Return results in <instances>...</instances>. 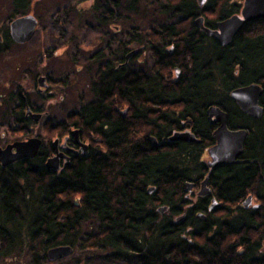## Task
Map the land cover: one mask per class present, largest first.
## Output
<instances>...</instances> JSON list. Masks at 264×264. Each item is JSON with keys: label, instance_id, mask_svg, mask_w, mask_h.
<instances>
[{"label": "trees", "instance_id": "1", "mask_svg": "<svg viewBox=\"0 0 264 264\" xmlns=\"http://www.w3.org/2000/svg\"><path fill=\"white\" fill-rule=\"evenodd\" d=\"M144 1L123 0V7L115 0L113 6L118 12L135 11L144 8ZM93 2L88 9L96 20L101 5L111 4ZM149 2L151 12H176L191 27L192 18L202 16L205 26L215 28L218 20L240 12L242 0H206L202 6L197 0ZM118 22L126 26L119 17ZM193 44L194 74L188 81L149 77L145 83L141 74L116 84L103 80L116 92L115 100L95 93L71 123L82 140L94 137L86 158L75 157L56 173L46 171L39 155L34 165L2 173L0 261L19 264L27 253L29 264H51L45 251L70 245L73 253L101 252L116 264H264V90L258 119L229 96L233 88L254 82L264 89V19L244 24L226 47L194 25V38L183 34L177 44L179 60L187 58ZM210 105L226 111L229 127L245 128L247 136L242 155L208 175L212 194L187 206L185 182L193 173L194 181L208 173L202 156L214 143L215 126L206 114ZM181 122L200 143L166 142ZM247 196L255 197L258 208L243 206ZM210 197L219 204L213 211L208 210Z\"/></svg>", "mask_w": 264, "mask_h": 264}, {"label": "flooded vegetation", "instance_id": "2", "mask_svg": "<svg viewBox=\"0 0 264 264\" xmlns=\"http://www.w3.org/2000/svg\"><path fill=\"white\" fill-rule=\"evenodd\" d=\"M109 1L110 7L103 3L101 5L103 9L97 11L94 32L98 40L88 45L95 46L91 52H85L80 48L82 43H78L81 38L80 33L83 29L85 31L87 26L84 15H80L79 19L75 18V27H72L74 15H71L67 5L61 10H54L52 7L55 3L50 4L49 0H43V8L51 5V9L54 10L47 15L46 20L40 18L33 0H15L13 4L12 0H8L3 4L7 11L3 6L0 8V149L11 146L10 151L14 153L16 151L12 146L14 143L24 142L30 138L40 140L34 156L21 157L6 165L0 162V176L17 166L32 165L39 155L44 156L42 161L45 166L48 158L54 156L56 152L61 154L58 168L46 169L48 172L56 173L68 168L73 158H86L81 155L80 148L72 135V130L80 129L71 123L76 120L75 115L81 105L94 98L95 93L97 97L107 94L111 100H115L116 92L105 88L103 82L105 78H112L113 83L116 84L124 77L141 74L145 83L149 82V77L164 82H175L181 77L185 82L188 81L190 72L194 74V44L184 61L179 60L182 52L177 50V44L183 34L194 38V18L191 27L185 24L189 22L187 17L180 22L182 18L173 11L150 12L151 18H142V16L133 17L132 14L136 11L130 10L127 13V27H123L118 22L119 12L113 6L115 0ZM148 12L146 11L145 14ZM154 13L159 16H155ZM26 15H31L36 21L33 32L25 41L16 42L11 36L10 25L14 19ZM61 15L63 17H60ZM71 18L73 19L69 24ZM136 18L139 20L136 21ZM64 26L72 28L71 35L65 32V28V35L61 32ZM54 30H57V33H53ZM119 33L121 37H118ZM71 51L76 52L74 58L71 56ZM66 55L72 58V63L70 66L62 65L57 68L67 74L56 77L55 59L61 56L63 59ZM173 58H175L174 63H172ZM82 90L85 91L84 94ZM75 98L76 102L72 106ZM113 108L118 111L115 106ZM58 110L65 113L62 119L56 120V112L50 111ZM41 124L43 127L56 128L46 131L45 137L60 130L65 134L62 136L63 139L57 138L54 140L55 144L54 141H48L46 145L41 135L37 133L38 125ZM179 127L175 130H188L183 122ZM77 137L82 140L81 132L77 133ZM82 141L88 145L89 152L90 145L94 142L91 138ZM96 141L98 147L102 149L100 138ZM203 161L206 163V160ZM206 167L209 187L208 175L219 166ZM189 182L192 183L190 188L183 186L187 206H193L199 198H206L207 194H212L211 186L208 193L204 195L198 193L200 180L197 181L195 178L194 181V173ZM213 200L217 202L215 198L210 197L209 204ZM253 200L254 202L251 201L245 208H253L256 199Z\"/></svg>", "mask_w": 264, "mask_h": 264}, {"label": "water", "instance_id": "3", "mask_svg": "<svg viewBox=\"0 0 264 264\" xmlns=\"http://www.w3.org/2000/svg\"><path fill=\"white\" fill-rule=\"evenodd\" d=\"M199 6H202L206 0H197ZM264 19V0H242L240 12L233 14L227 18L218 20L215 28H209L203 24V17L197 16L194 19V25L202 30L207 36L215 39L221 46H229L242 26L248 22ZM35 19L31 15H26L20 18H16L10 25V33L14 41L22 42L30 37L35 26ZM263 93V87L258 83H250L248 85H242L235 87L229 92L230 98L239 106V108L248 116L253 118H260L263 112V107L259 104L260 97ZM122 111L121 114H124ZM207 118L215 128L212 132L215 139V143L207 148V154L209 160L206 164L209 168H215L220 165H230L237 160L243 152L244 142L247 136V130L245 128H230L228 127V114L217 105H210L206 110ZM78 130H72V135L75 139V143L79 146L81 155L86 157L87 145L81 143L77 137ZM97 140V139H96ZM150 146L152 149H156L158 142L151 136L149 138ZM170 142H186L198 144L201 142L193 133L188 130L173 131L169 137ZM56 141L53 143L55 144ZM40 140L38 138H30L24 142H16L12 146L16 151L12 153L10 151L11 146H7L5 149H0V162L2 165H6L21 157H32L36 154ZM61 154H56L45 163L47 169L56 170L58 168V160ZM207 185V176L200 182L199 194L204 195L209 192ZM186 188L192 186L191 182L185 183ZM150 188L148 191H152ZM251 203V196H248L243 205L247 206ZM217 202L213 200L208 206L209 211H213L217 206ZM255 208L258 206L254 205ZM165 207L158 208L159 212H163ZM182 216L176 218V221L180 220ZM264 245V243H263ZM73 253V248L70 245H57L52 246L46 250V259L49 262L61 260L69 257Z\"/></svg>", "mask_w": 264, "mask_h": 264}, {"label": "rangeland", "instance_id": "4", "mask_svg": "<svg viewBox=\"0 0 264 264\" xmlns=\"http://www.w3.org/2000/svg\"><path fill=\"white\" fill-rule=\"evenodd\" d=\"M8 0H0V8H2L3 4H5L4 2L7 3ZM34 1V5L36 8L37 13L39 14L40 18L42 20H46V17L48 14H51L54 10H61L63 8L64 5H67L66 7H69V10L71 11V15H74V21L72 23V27H75V18L79 19V16L84 15L85 20L87 21V26H86V30L84 31V29L82 30L81 34V38L79 40L78 43H82V45L80 46L81 49H83L85 52H91L95 46L91 47L88 46L92 43L97 42L98 38H96V32H94V28L96 26V20L95 18L92 17V15H95L96 13H92L90 12V10L88 8H92L94 2L93 0H49L50 4H54V6L52 7L50 5V7H42V3L43 0H33ZM122 2V6L124 7V3L123 0H120ZM145 2V1H144ZM144 5V8H142V6L138 7L137 10H135L136 12L134 14H132L133 17H137V16H142L145 18L150 17V12H151V5L149 0H147V2L142 3ZM54 9L52 10L51 9ZM65 7V9H66ZM3 9L7 11V8H5L3 6ZM146 11H149L148 13L145 14ZM152 12H157V11H152ZM128 11L126 9H122L121 12H119V19H121L125 25H127L128 22V16H127ZM37 14V15H38ZM77 15V16H75ZM155 16H159L156 13H154ZM60 17H63L62 15ZM151 18V17H150ZM73 18H71L70 21H68V23L70 24ZM136 21H138L139 19H135ZM142 20V19H141ZM133 21V18H132ZM151 22H153L152 20H150ZM93 24V26H92ZM138 24V23H136ZM127 27V26H126ZM64 28H65V32H68L71 35V29H69L68 27H63L61 32L64 34ZM53 33H57V30H54ZM60 33V34H62ZM65 35V34H64ZM118 37H121V33L117 34ZM79 37V35L77 36V38ZM125 39V38H124ZM75 51H71V56L74 58L75 57ZM57 61V65L55 64V74L56 77H62V74H67V72L65 71H60L57 68L61 67L62 65L64 66H70L72 63V58H70L68 55H66L63 59L62 56L58 59H55ZM82 88V87H81ZM85 91L82 90V94H84ZM80 93V92H79ZM55 101V100H54ZM76 102V98L72 101V106L75 104ZM51 113L56 112V120L62 119L64 116L65 111H50ZM73 128V127H71ZM46 129V130H45ZM52 129H56L55 127H43V124L38 125L37 128V133H39L41 135V137L44 140V143L47 145L48 141L52 142L54 140H56L57 138H62V136H64V132L63 131H56V132H52L50 133L48 136L50 137H45V132L52 130ZM63 139V138H62ZM205 154L203 155V160H209V156L207 154V151H204ZM46 168V166H45ZM47 169V168H46ZM51 170V169H48ZM59 173V171L57 172ZM202 180H200L201 182ZM189 182V181H186ZM207 187V185H206ZM198 190H200V185H198ZM197 190V191H198ZM255 197L253 196L252 201L254 202ZM23 260L22 258H20L21 262L19 264H29V259H28V255L27 253L24 254L23 256ZM14 264V261L11 262ZM0 264H10L7 261H0ZM43 264H45V262H43ZM51 264H116L114 263V261H111V257L110 256H106L105 254H102L101 252H95V251H88V250H78L75 249L74 253L72 255H70L67 258L61 259V260H57V261H53L51 262ZM120 264V263H119Z\"/></svg>", "mask_w": 264, "mask_h": 264}, {"label": "bare ground", "instance_id": "5", "mask_svg": "<svg viewBox=\"0 0 264 264\" xmlns=\"http://www.w3.org/2000/svg\"><path fill=\"white\" fill-rule=\"evenodd\" d=\"M262 86V85H261ZM263 87V86H262ZM260 103V102H259ZM124 103H122V109L120 110V114L122 113V111H125V113L124 114H121V115H125L126 113H127V107H123V106H125V105H123ZM76 130H78V129H76ZM78 132H80V130H78ZM77 132V133H78ZM171 134V133H170ZM169 134V135H170ZM169 135H168V137H169ZM168 137H167V143L168 144H172V143H175V142H170V141H168ZM89 138H91V141H93L94 139V137H93V135L92 134H90V136H89ZM78 140L81 142V143H84L82 140H81V138H78ZM84 144H86V143H84ZM87 145V144H86ZM87 149H88V145H87ZM88 156V150H87V155H86V157ZM209 206H210V204H209ZM218 206V205H217ZM45 254H46V251H45ZM45 259H46V256H45ZM46 261H48L47 259H46ZM49 262V261H48ZM51 263V262H50Z\"/></svg>", "mask_w": 264, "mask_h": 264}]
</instances>
